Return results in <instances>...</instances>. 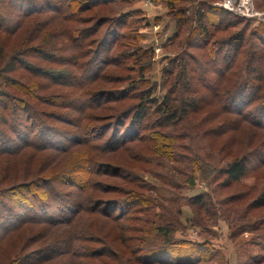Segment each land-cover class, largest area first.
Masks as SVG:
<instances>
[{"label": "trees", "instance_id": "1", "mask_svg": "<svg viewBox=\"0 0 264 264\" xmlns=\"http://www.w3.org/2000/svg\"><path fill=\"white\" fill-rule=\"evenodd\" d=\"M153 1L156 4L162 3L168 9L177 26L167 38V45L177 46L181 40L185 41L184 55L174 58L172 68L166 71L164 86L167 89L161 100L151 96L152 85L147 84L144 75L150 70L152 59L149 51L138 43L142 39L141 28L148 24V20L143 16L142 10L128 8L133 0H0V154L13 153L20 146L36 150L57 148L60 151L85 146L86 155H82L84 161L77 159L74 165L62 166L57 176L43 173L34 179L35 186H53L58 183L68 188L65 197L61 194L56 196L61 199L63 209L73 213L72 216L76 211L78 213L89 209L110 218L122 217L126 222L132 203L138 206L134 209L135 213L145 210L147 214L152 205L142 195L143 186L136 183L138 176L130 171L128 172L133 178L129 181L136 188L139 187L137 193L130 192L132 194L126 196L128 192L120 190L125 196L120 200L121 203L105 200L101 209L89 207L94 202L90 188L101 186L97 184L100 183L98 180L96 183L91 178L92 173H102L98 169L101 160L96 156L109 151L116 152L128 142L144 140L149 142L145 149L149 152L147 157H152L151 164L161 166L158 160L172 158L174 155L177 146L173 139L182 138L179 134L172 136L171 132L163 129L184 120L185 138L189 142L179 147L185 148V154L181 155H185L183 172L187 174L188 186L195 184L193 172L209 171L213 173L209 176L210 182L214 183L212 193L217 197L220 190L239 182L250 170L264 167V25L256 23L249 27L252 19L237 16L212 4L199 3L191 8L190 5L195 0ZM99 7H105L107 11L117 9L99 14L96 11ZM190 8L192 14L187 13ZM14 35L15 42L7 49L8 37ZM191 49L199 51L204 59L190 51ZM119 63H130L129 71L137 76L136 80H127L130 85L135 82L132 85L136 87L138 94L134 95L133 90L128 95L113 92L116 94L109 96L107 92H102L106 89H89L98 78L106 76V66ZM57 65L60 67L57 68ZM207 73H211V76ZM44 80L51 83V92L43 86ZM201 86L205 90H201ZM77 90L81 93L74 95L72 92ZM45 91H48L46 95ZM90 91L92 92L87 96L86 93ZM29 92L36 102L26 95ZM53 97L59 100L51 101ZM99 97L102 99L96 101ZM86 98L90 100L84 103ZM132 99H136L135 104L127 102ZM37 100H41L43 105L47 102L53 108L67 107L70 104L68 106L74 108L76 113L64 112L62 115L56 111L46 112L40 108L41 103ZM76 101H83L84 104L74 106ZM106 103V107H103ZM208 106L217 108L204 112ZM226 113L234 115V123L228 128L224 122L219 133L235 128L238 122L250 123L252 128L247 132L246 139L242 138L240 142L241 146L246 143V149L240 155L234 154L222 167H216L217 159H213L210 154H198L192 143L196 137L203 136L206 131L203 129L205 122ZM46 118L68 122L71 128H57ZM194 119V123H187ZM19 123L22 125L18 126ZM30 123L42 126L35 130ZM48 132L53 139L48 138ZM68 135V142H61ZM58 136L60 140L55 139ZM236 136H231L229 141L235 142ZM16 139L20 142L17 143ZM229 155L232 156V153ZM147 157L143 158L151 162ZM211 159L215 166L209 165V170L204 166ZM106 162L119 171L123 169ZM92 164L95 165L94 168ZM125 174L124 172L123 177L127 175ZM121 189L125 187L122 186ZM249 191L228 194L215 202H211L209 196L206 202L203 194H197L190 198V202L205 216L212 208L217 210L215 205L244 200L251 193ZM10 199L13 201L11 196ZM20 203L22 209L28 208L23 201ZM122 206L123 212L120 208ZM260 206H264V192L254 197L245 210ZM37 207L40 205L37 204ZM10 208L5 207L4 218L0 213V241L7 233L17 230L25 223L56 226L55 224L68 222L71 218V214L64 213L61 218L43 214L44 220H35L37 217L33 220H20L22 213L11 206ZM112 210L120 212L113 215ZM119 226L121 232H128L129 226L123 222ZM133 231L140 230L133 228ZM159 231L164 236L170 232L168 228L161 226ZM245 231L252 235L241 241L239 255L242 257L239 264H264V218L257 222L234 223L231 236L237 240ZM62 239H65V247L52 243L31 254L18 256L16 252L9 264L54 260L66 253L70 256L66 264H76L73 259L80 261L77 264H111L114 260L112 255L115 251H104L110 243L102 236L93 235L88 241L81 243V252L73 249L71 238L63 236ZM129 239L123 237L124 243L129 241L132 246H127L130 257H126L123 264L133 261L143 264H208L213 258L212 253L216 252L214 246L208 245L209 252L193 255L182 250L183 248L169 246L172 244L168 243L172 241H163L157 247L143 249L135 243L136 247L134 246L132 241L136 240L135 237ZM181 244L189 247L193 242L185 239V243ZM199 246L198 251L207 250L202 245Z\"/></svg>", "mask_w": 264, "mask_h": 264}, {"label": "rangeland", "instance_id": "2", "mask_svg": "<svg viewBox=\"0 0 264 264\" xmlns=\"http://www.w3.org/2000/svg\"><path fill=\"white\" fill-rule=\"evenodd\" d=\"M219 1L220 0H195V3L193 2L190 7H196L199 3L212 4L213 2ZM252 4L254 9L264 12V3L262 4L261 0H252ZM104 8L105 7H99L96 11H98L99 14H106L110 13L113 9L107 11ZM128 8L142 10L144 13L143 16L148 20V24L141 28L142 39L139 41L138 45L143 46V48H146L150 53L152 64L150 65V70L145 72L144 75L147 78V84L152 85L153 92L151 96L157 100H161L167 89V87L164 86V82L167 79L166 71L172 68V60H174V58L178 59L184 55L185 51L183 50H185V41L181 40L177 43V46L167 45V38L172 35L177 26H175V20L170 16L171 14L168 12V9L162 3L156 4L153 0H133ZM191 8L187 13L192 14ZM114 9H117V7ZM146 19H143V21ZM252 20L253 21L249 22V27H253L256 24V21L254 19ZM31 23L32 21L29 22V25H31ZM8 38L7 49L14 44L16 37L14 35ZM190 51H193L194 54H198L200 57L202 56L197 50L191 49ZM9 54H11V52ZM201 59H204V57H201ZM174 63H176V60ZM56 67L59 68L60 65ZM129 67L130 63H119V65L115 66H106V76L98 78L96 83L91 85L89 89H106L107 91L104 90L102 92H107L109 96H113L116 93L128 95L133 90L134 95L138 94V92L135 91L137 90L136 87L132 85L135 82L133 81L130 85L128 81L130 79L136 80L137 76L133 71H129ZM207 75L211 76V73H207ZM42 82L43 86L48 88L51 92L53 89L51 88V83L47 80ZM97 86H99V88H96ZM202 89L205 90L203 86H201V90ZM47 92L48 91H45L44 95H46ZM77 92L78 90L72 93L77 95ZM91 92L92 91L86 93L87 96ZM80 93L81 91L78 92V94ZM26 95L29 99L36 102L31 92ZM101 99L102 97H99L95 100ZM50 100L55 102L59 100V98L53 97ZM89 100L90 98H86L84 103L87 101L89 102ZM37 102L39 104L41 103L40 108L46 112L56 111L62 115L65 114L64 112L76 113L74 112V108L68 106L70 104H68L67 107L57 106L53 108L47 102L46 105H43L41 100H37ZM127 102L129 104H135L136 99ZM81 103H83V101H76L73 105L76 106ZM106 105L107 103L103 107H106ZM211 108L216 109L217 107L208 106L204 112ZM100 111L104 110L100 109ZM46 119L53 123L51 125L57 128H71L68 122H62L56 118H53L52 121L50 118ZM234 120V115L226 113L223 116L215 117L205 122L203 129L206 131L203 136H201V138L196 137L192 143L194 150L198 154H210L211 157L213 156V159H217V161H215L216 167H222L223 164H226L225 162L227 160L235 156L234 154L240 155L241 152L246 149V143L241 146L240 142L242 138L244 140L246 139L247 132L252 128L250 123L238 122L235 128L226 130L225 133H219L220 127L224 122H226V126L230 128V124H233ZM10 122H13V120H10ZM185 122L184 120L163 129L164 131L171 132L172 134L170 133V135L172 136H177V134H179L182 138L173 139L174 145L177 146L174 149V155L172 158H162L158 160V163L162 164L161 166L151 164L152 157H147L149 156V152L145 149L149 142L144 140H142V142H128L121 149H117L116 152L109 151V153L98 154V156H96L101 160V162L99 161L100 164L98 169H100L102 173H92V176H90L93 179L92 181H96L97 183L98 180L100 183L97 184L101 186H93V189L92 187L90 188L94 202L91 203L89 207H98L101 209L103 207L102 202L105 200L120 202V200L125 198L120 190H123V192L127 191L128 193L126 196L137 193L139 187L136 188L135 184L130 183L129 180L133 178L130 172L138 176L136 183L143 186V188L140 187L143 192L142 195L148 198L147 203L152 205L151 210L147 214L145 210H142L140 213H135L138 206L132 203V205L129 206L131 212L126 222H124V218L121 219L122 217L110 218L109 216L107 217L89 209L82 210L78 213L76 211L72 216L73 213L64 210L61 199L56 196L61 194L62 197H65L66 194H68V188L62 187L58 183L53 186H35L34 179L38 175L41 174L42 176L43 173H52V175L55 174L57 176L60 174L62 166L74 165L77 159L82 161V155H86L85 146L79 145L65 151H60L57 148L36 150L32 147L20 146L15 149L13 153L0 154V213L3 215L2 218L5 217V207L10 208V206L13 207L12 209L19 210L22 213L23 216L20 220H33L36 217L35 220H44L42 217L43 214L45 216H49L50 214L51 217L56 218H61L64 213H67V215L71 214V218H69L68 222L55 224L56 226L36 222L25 223L17 230L7 233L0 241V264H9L16 252L18 256H23L27 253L31 254L46 244H61L65 247V239H62L63 236H67V239L71 238L73 249H77L78 252H81L83 249L81 243H85L93 235L102 236L110 243V246L104 249L105 252L110 253L115 251V253H113L114 255H112L114 260L111 261V264H123L125 263L123 261L126 260V257H130L127 254V246L130 245L129 241L124 243L123 237L128 240H130L129 238L135 237L136 240L132 241V243L141 246L143 249L157 247L163 241H172V243H168L172 244L169 246L183 248L182 250H186L193 255L199 254L198 252H200V254L209 252L207 247L210 245L216 248V252L212 253L213 258L208 264H239V260L242 257L239 255L240 245H242L241 241L244 240L243 238H246L244 237V233H247L248 238H250L252 234L245 231L240 236L241 238L238 237L236 240L231 236V228L234 223L257 222L264 218V206L251 207L245 210L248 203L252 202L254 197H258L259 194L264 192V167L260 166L250 170L242 180L231 184L230 187L220 190L217 197L212 193L214 183L210 182L211 177L209 176L213 173L209 171L203 172L202 170L200 172H193L195 184L188 186L186 184L188 180L186 177L187 174L184 173L186 164L183 156L185 155H181L185 154V148L179 147L182 146V144H187L188 141L185 138ZM194 122L195 119L187 123L191 124ZM26 123H28V120ZM20 125H22V123H19L18 126ZM30 126L34 127L36 130L39 129L42 124L30 123ZM30 133L32 134V132ZM145 133H147V131H145ZM63 134L65 135L66 133L64 132ZM46 135L49 139H53L49 132L46 133ZM233 135H237L234 137L235 142L229 141ZM69 136L70 135H68V137H63L61 142H68ZM238 138L241 139L239 140ZM55 139L60 140V136ZM16 142L19 143L20 141L16 139ZM141 144H143V149H141ZM227 152L232 153V156ZM143 157H147L151 162L145 160ZM213 159L210 160L209 164L204 166L207 167L206 169H209V165H213ZM106 161H109L115 166L118 165L123 169L119 171V169L112 168L108 166L109 164L107 165L108 162ZM90 165L91 164H89V166ZM92 167L94 168L95 165L92 164ZM93 172L96 171L93 170ZM124 172L127 174H125V177H123ZM206 176H208V178H205ZM58 177L62 178V175ZM221 180L222 177L220 178V181ZM122 186H124L125 189H121ZM52 187L60 190L52 189ZM246 190H250L251 193L247 194L244 200L236 203H225L226 205L223 204L222 206L215 205L214 208L217 210L212 208V211L205 216H203L200 210L190 202V198L197 194H203L206 202L208 201V196L211 198V202H215L218 198H224L228 194ZM10 196L13 201L10 199ZM21 201H23V204L27 205L28 208L26 210L22 209ZM37 204L40 205V207H37ZM120 208L123 212L124 207L122 206ZM105 209L108 210L107 208ZM132 210H134V212ZM214 210L216 212L215 216L213 215ZM118 212L120 211L113 212L112 210L111 213H113V215H118ZM122 222L126 226H129L128 232L123 233L120 231L119 224ZM160 226L169 229L170 232L167 236L160 234ZM133 228H137L140 231H133ZM185 239L193 242L192 246L188 247L185 246V244L182 245L181 243H185ZM199 245H202L207 250L203 251V249H201L198 251L199 247H201ZM63 250H60V252ZM69 258L70 256L66 253L54 260L50 259L43 262L38 260L27 264H66ZM73 260H75L76 264L80 262L76 259ZM170 260L172 261V259ZM94 263L103 264L102 262ZM130 264L143 263L133 261L130 262Z\"/></svg>", "mask_w": 264, "mask_h": 264}, {"label": "built area", "instance_id": "3", "mask_svg": "<svg viewBox=\"0 0 264 264\" xmlns=\"http://www.w3.org/2000/svg\"><path fill=\"white\" fill-rule=\"evenodd\" d=\"M212 5L240 17L254 19L256 23L264 25V12L254 9L252 0H220L213 2ZM247 236V233H244V237Z\"/></svg>", "mask_w": 264, "mask_h": 264}]
</instances>
